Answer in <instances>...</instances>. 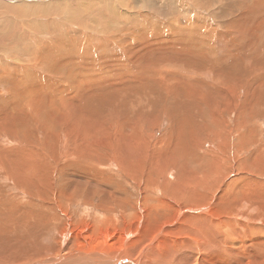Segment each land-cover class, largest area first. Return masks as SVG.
<instances>
[{
    "label": "bare ground",
    "instance_id": "bare-ground-1",
    "mask_svg": "<svg viewBox=\"0 0 264 264\" xmlns=\"http://www.w3.org/2000/svg\"><path fill=\"white\" fill-rule=\"evenodd\" d=\"M83 1L0 2V264H264V0Z\"/></svg>",
    "mask_w": 264,
    "mask_h": 264
},
{
    "label": "rangeland",
    "instance_id": "rangeland-1",
    "mask_svg": "<svg viewBox=\"0 0 264 264\" xmlns=\"http://www.w3.org/2000/svg\"><path fill=\"white\" fill-rule=\"evenodd\" d=\"M16 1V2H15ZM37 1V2H36ZM54 0H0V2H2V3H6V4H10V5H12V6H14V7H16L17 8V12L16 13H14L13 14V16L14 17H16V18H18V20L20 19L21 20V18H22V20L20 21V24H17L16 23V30H17V32L20 30L19 28H21V30H22V32H23V29H24V33H29L28 35L30 36V35H33V33L35 34V33H37V32H35V31H37L38 29V32L41 30V28H37V26H34L32 23H42V22H44V21H48L47 19H49L50 20V17H45L44 18V20L42 19V21H41V19L40 20H38V19H34L33 20V22L32 21H28L27 20V16L28 15H32V17H33V14L34 13H36V16H38V14L41 12V8L43 7V6H46L48 3L47 2H53ZM67 1V0H66ZM88 1H90V0H85V1H83V2H88ZM181 0H178L177 2H180ZM30 2H32V3H30ZM47 3V4H46ZM26 4V5H25ZM16 5V6H15ZM34 5V7H36V11L35 12H32L31 10H29V9H27L28 8V6H33ZM40 7V8H39ZM85 9H87V8H85L84 7V10ZM26 11V12H25ZM20 12V13H19ZM38 12V13H37ZM33 13V14H32ZM261 13H262V11H261ZM260 15H262L263 16V14H260L259 13V16ZM264 17V16H263ZM29 19V18H28ZM40 21V22H39ZM25 26H24V25ZM180 25L182 24V23H179ZM27 25V26H26ZM33 25V26H32ZM163 26V25H162ZM26 27H28V29L26 28ZM149 27V26H148ZM30 28V29H29ZM73 28V27H72ZM72 28H69V30H68V27H66L65 29H64V31H63V33L64 32H66V33H64V35H66V36H69L70 34H75L74 33V31L72 30ZM149 28H151V27H149ZM4 29V28H3ZM27 29V30H26ZM67 29V30H66ZM33 30V31H32ZM4 32H5V29L3 30ZM28 31H31V32H28ZM73 33H72V32ZM31 33V34H30ZM69 34V35H68ZM31 37V36H30ZM82 38H84V37H81L80 38V41L81 42H79V44H80V46L82 45L83 47L86 45V42H84L83 41V39ZM83 42V43H82ZM82 43V44H81ZM85 43V44H84ZM81 46V49L83 50L84 48ZM239 48L241 49V50H243V47H242V45H240L239 46ZM26 53H29V52H26ZM13 55V54H12ZM226 62H225V64H224V67H225V65L227 64V66H229L230 65V63H228V61L227 60H225ZM224 67H222V68H224ZM47 74L46 73H44L43 71H39V73H37L36 74V76L38 77V78H40V76H41V78L42 77H46L45 79L46 80H48V81H51L49 78H48V75L46 76ZM64 83H67V82H64ZM57 84H59V85H63V83H57ZM68 84V83H67ZM67 84H64L63 85V87H67ZM159 105L160 104H158V106L156 107V108H154L153 107V110L155 111V112H157V109L159 108ZM156 109V110H155ZM102 116L103 117H105V116H107V113H103L102 114ZM166 123V124H165ZM163 125H161V129L160 130H158V132H157V134L158 135H161V134H163V132H164V130H166V128L169 126L168 124H169V120L168 119H166V122H165ZM207 148H210V147H207ZM110 173H112V172H110ZM258 179H262V178H260V177H258ZM116 180H121V179H116ZM262 180H264V178L262 179ZM262 180H260V181H262ZM127 188H129L130 190H132V188L131 187H129V186H126ZM136 195V194H135ZM80 204V205H79ZM79 204H76V205H74L73 206V208L77 211V212H79V213H83L82 211L84 210V213L83 214H88V213H90L92 210L91 209H89L88 207H86V208H84V206H83V204L82 203H79ZM78 209V210H77ZM81 209V210H80ZM80 210V211H79Z\"/></svg>",
    "mask_w": 264,
    "mask_h": 264
}]
</instances>
